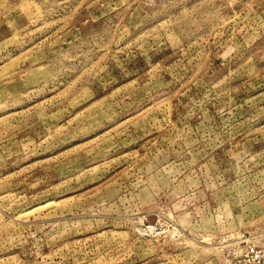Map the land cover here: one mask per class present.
Here are the masks:
<instances>
[{
  "label": "rangeland",
  "instance_id": "1",
  "mask_svg": "<svg viewBox=\"0 0 264 264\" xmlns=\"http://www.w3.org/2000/svg\"><path fill=\"white\" fill-rule=\"evenodd\" d=\"M0 264H264V0H0Z\"/></svg>",
  "mask_w": 264,
  "mask_h": 264
}]
</instances>
